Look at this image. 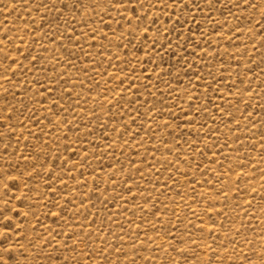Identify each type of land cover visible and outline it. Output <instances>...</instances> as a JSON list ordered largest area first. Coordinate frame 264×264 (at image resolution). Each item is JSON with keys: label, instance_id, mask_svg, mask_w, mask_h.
Segmentation results:
<instances>
[{"label": "rangeland", "instance_id": "obj_1", "mask_svg": "<svg viewBox=\"0 0 264 264\" xmlns=\"http://www.w3.org/2000/svg\"><path fill=\"white\" fill-rule=\"evenodd\" d=\"M0 264H264V0H0Z\"/></svg>", "mask_w": 264, "mask_h": 264}]
</instances>
